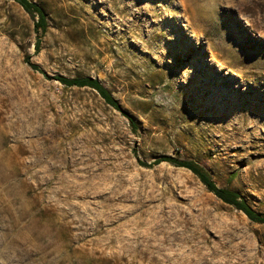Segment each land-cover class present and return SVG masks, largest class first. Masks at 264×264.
Masks as SVG:
<instances>
[{
	"label": "rangeland",
	"instance_id": "374dc122",
	"mask_svg": "<svg viewBox=\"0 0 264 264\" xmlns=\"http://www.w3.org/2000/svg\"><path fill=\"white\" fill-rule=\"evenodd\" d=\"M29 1L46 32L0 0V264H264V224L152 164L194 161L264 214V8ZM59 75L98 79L136 131Z\"/></svg>",
	"mask_w": 264,
	"mask_h": 264
},
{
	"label": "trees",
	"instance_id": "16d2710c",
	"mask_svg": "<svg viewBox=\"0 0 264 264\" xmlns=\"http://www.w3.org/2000/svg\"><path fill=\"white\" fill-rule=\"evenodd\" d=\"M18 4L33 20L34 28L36 32L41 30L46 32L47 30V16L43 9L37 4L29 0H9ZM40 41L38 40L35 44L36 51L39 50ZM25 62L30 66V68L36 72L43 74L46 78L48 75L39 67V65L32 63L30 57L25 58ZM54 80L60 82L62 85L67 87H78V88H90L94 90L99 97L102 99L103 103L113 110L119 112L123 117H125L130 126L134 131H136V123L131 114L124 109L120 103L113 97L112 93L98 80L92 77H82V78H67L64 76H56ZM169 163L178 168H184L190 171L199 182L207 189L208 192L212 193L216 198L222 201L224 204L232 206L236 210L242 212L250 221L264 224V214L254 211L249 204L235 191L228 188H220L213 181L210 174L198 163L191 160H183L179 157L164 156L154 161V165L160 163ZM151 165L147 163H140L142 167L150 168Z\"/></svg>",
	"mask_w": 264,
	"mask_h": 264
},
{
	"label": "bare ground",
	"instance_id": "6f19581e",
	"mask_svg": "<svg viewBox=\"0 0 264 264\" xmlns=\"http://www.w3.org/2000/svg\"><path fill=\"white\" fill-rule=\"evenodd\" d=\"M198 1L199 0H197V2H196V4L198 3ZM201 1V0H200ZM262 1V0H261ZM258 2L256 1L255 2V0H245V4H247V5H249L250 6V8L251 9H254V8H256L257 7V5H259V6H261V8H264V3H258ZM186 8H188L187 6H186V4H183ZM187 10V9H186ZM257 10V9H256ZM261 10V9H260ZM188 11V10H187ZM253 11V10H252ZM254 12V11H253ZM195 13L198 15V16H200V17H204V16H206V15H208V14H210V11H207V10H202V9H195ZM261 17H262V19L264 20V13H262L261 12ZM208 25V20L207 19H205V21H204V25ZM255 27V26H254Z\"/></svg>",
	"mask_w": 264,
	"mask_h": 264
}]
</instances>
